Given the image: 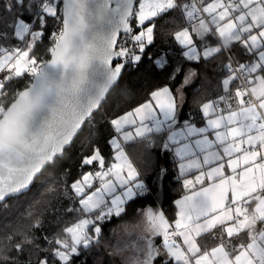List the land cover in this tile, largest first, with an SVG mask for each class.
Segmentation results:
<instances>
[{"label":"snow or ice","instance_id":"obj_1","mask_svg":"<svg viewBox=\"0 0 264 264\" xmlns=\"http://www.w3.org/2000/svg\"><path fill=\"white\" fill-rule=\"evenodd\" d=\"M0 264H264V0H0Z\"/></svg>","mask_w":264,"mask_h":264},{"label":"trees","instance_id":"obj_2","mask_svg":"<svg viewBox=\"0 0 264 264\" xmlns=\"http://www.w3.org/2000/svg\"><path fill=\"white\" fill-rule=\"evenodd\" d=\"M199 87V85H197ZM200 104V100L197 99L195 101H193L192 103V100L191 98H189L188 100V103L185 105V107L183 108V115L184 116H187L190 111L197 105ZM143 146L142 145H139V144H132L128 147V151L129 153L132 155V157L135 159L138 155V152L139 150L142 148ZM180 191V186L175 184V182L173 183H167L165 184V186L163 188H158L157 189V192L154 193L152 195V199L153 200H158L159 203H157L156 207H160L161 204H163L165 210L168 209V204L169 202L172 200L173 197H176L178 198V192ZM148 205L145 204V207H147ZM137 216L136 215H129L128 217H126L125 221H117V224L119 223H124V222H127L131 219H134L136 218ZM117 225L116 224H110L109 225V228H115ZM108 239L114 243L115 241V237H113L111 235V233L109 232V235H108ZM101 251H103V249H101Z\"/></svg>","mask_w":264,"mask_h":264},{"label":"crops","instance_id":"obj_3","mask_svg":"<svg viewBox=\"0 0 264 264\" xmlns=\"http://www.w3.org/2000/svg\"><path fill=\"white\" fill-rule=\"evenodd\" d=\"M133 144H134V143H133ZM130 145H132V144H130ZM130 145H129V146H130ZM129 146H128V147H129ZM139 219H140V218L137 216L136 218L127 221V223L130 224V225H131V224H135V223H138V222H139ZM122 235H126V236H127V237H126L127 239L129 238L127 234L122 233V232H119V231L117 232V236H118L121 240H123V239H122ZM116 239H117V237H115V241H114V243L116 242ZM127 239H126V240H127Z\"/></svg>","mask_w":264,"mask_h":264},{"label":"rangeland","instance_id":"obj_4","mask_svg":"<svg viewBox=\"0 0 264 264\" xmlns=\"http://www.w3.org/2000/svg\"><path fill=\"white\" fill-rule=\"evenodd\" d=\"M126 237H127L126 235H122L123 240H126L127 239Z\"/></svg>","mask_w":264,"mask_h":264}]
</instances>
